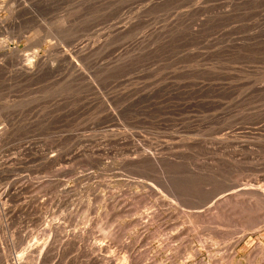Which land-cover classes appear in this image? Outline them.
<instances>
[{
	"label": "rangeland",
	"instance_id": "374dc122",
	"mask_svg": "<svg viewBox=\"0 0 264 264\" xmlns=\"http://www.w3.org/2000/svg\"><path fill=\"white\" fill-rule=\"evenodd\" d=\"M97 261L264 264V0H0V264Z\"/></svg>",
	"mask_w": 264,
	"mask_h": 264
},
{
	"label": "clouds",
	"instance_id": "9594fccd",
	"mask_svg": "<svg viewBox=\"0 0 264 264\" xmlns=\"http://www.w3.org/2000/svg\"><path fill=\"white\" fill-rule=\"evenodd\" d=\"M25 56V66L29 69V71L34 72L35 66L38 60V56L33 52H26L24 53ZM50 67H55V64L49 65Z\"/></svg>",
	"mask_w": 264,
	"mask_h": 264
},
{
	"label": "bare ground",
	"instance_id": "6f19581e",
	"mask_svg": "<svg viewBox=\"0 0 264 264\" xmlns=\"http://www.w3.org/2000/svg\"><path fill=\"white\" fill-rule=\"evenodd\" d=\"M25 68H26V69H28L27 67H25ZM259 187H260V186H259ZM42 259H43V258H42ZM89 259H90V258H89ZM93 260H96V259H93ZM93 260H92V261H93ZM96 264H100V263H98V261H97V263H96ZM101 264H102V263H101Z\"/></svg>",
	"mask_w": 264,
	"mask_h": 264
}]
</instances>
